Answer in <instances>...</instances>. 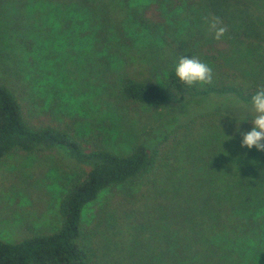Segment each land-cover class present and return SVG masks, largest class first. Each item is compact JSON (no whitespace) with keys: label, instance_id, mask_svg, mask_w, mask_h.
<instances>
[{"label":"trees","instance_id":"trees-1","mask_svg":"<svg viewBox=\"0 0 264 264\" xmlns=\"http://www.w3.org/2000/svg\"><path fill=\"white\" fill-rule=\"evenodd\" d=\"M143 1L142 13L126 11V24L110 40L127 49L135 37L149 38L162 50L154 62L165 65V74L138 79L118 70L116 95L167 112L126 154L39 121L28 105L27 88H38L31 72L9 67L0 72V162L14 153L55 152L79 172L61 197L55 231L0 241V264H92L95 252L84 242L83 212L117 187L128 193L127 207L138 206L140 218L126 228L123 252L112 262L103 256L106 264H233L264 227V151L241 147V133L252 125L240 122L250 118L245 107L250 96L264 87V0ZM192 16L201 22L216 16L227 31L220 40L202 35L208 40L195 48L196 38L176 36L186 20L194 25ZM192 57L212 69L211 83L188 87L175 77L178 60ZM118 63L114 60L113 69ZM217 99L229 106L212 109ZM129 217L124 214L128 225Z\"/></svg>","mask_w":264,"mask_h":264},{"label":"rangeland","instance_id":"rangeland-1","mask_svg":"<svg viewBox=\"0 0 264 264\" xmlns=\"http://www.w3.org/2000/svg\"><path fill=\"white\" fill-rule=\"evenodd\" d=\"M145 3L0 0V72L4 75L9 68L31 72V84L38 88H27L28 105L39 121L55 123L74 138L126 154L134 141L167 112L164 108L123 102L116 95L118 70L138 79L158 80L165 74V65L154 62L162 58V50L149 38L135 37L127 49L118 48L110 40H117V29L126 24V11L141 14ZM197 10L194 8V14ZM190 19L194 25L186 20L182 35L176 36L180 40L196 38V48L201 39L205 42L212 34L204 21L195 16ZM103 59L111 65L106 67ZM114 60H119L120 66L113 69ZM224 100L212 102L211 108L225 109L229 102ZM78 175L55 152L14 153L1 161L0 241L16 243L32 235L54 232L59 226L61 197ZM129 200L128 193L117 187L84 210V242L95 252L92 264H106L104 255L112 262L120 250L123 252L126 228L140 218L138 206L127 207ZM121 201L126 206L122 207ZM125 213L133 218L129 225ZM233 264H264V227L250 237L249 249Z\"/></svg>","mask_w":264,"mask_h":264},{"label":"clouds","instance_id":"clouds-1","mask_svg":"<svg viewBox=\"0 0 264 264\" xmlns=\"http://www.w3.org/2000/svg\"><path fill=\"white\" fill-rule=\"evenodd\" d=\"M204 23L207 25V32L212 34L214 40H220L227 31L216 16L205 17ZM174 75L181 83L191 87L211 83L213 73L206 63L192 57L180 58L174 67ZM245 107L250 118L241 117L240 122L247 120L252 127L250 131L241 133V147L248 149L255 147L257 151H264V87L257 88Z\"/></svg>","mask_w":264,"mask_h":264}]
</instances>
